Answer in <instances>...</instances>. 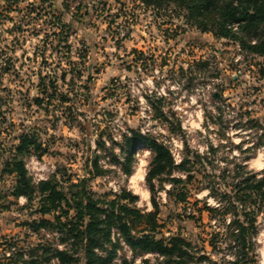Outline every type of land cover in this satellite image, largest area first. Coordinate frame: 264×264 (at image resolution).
Segmentation results:
<instances>
[{"label": "rangeland", "instance_id": "374dc122", "mask_svg": "<svg viewBox=\"0 0 264 264\" xmlns=\"http://www.w3.org/2000/svg\"><path fill=\"white\" fill-rule=\"evenodd\" d=\"M131 127L164 141L177 161L195 152L205 165L195 160L191 177L175 170L182 182H156L150 192L149 148H135L130 174L114 160H123L119 144ZM22 133L35 139L22 158L34 182L56 173L68 191L70 182L86 177L95 197L110 198L123 188L138 195L134 205L142 212L154 211V195L158 236L181 233L197 248L204 245L215 264H231L227 225L236 216L224 194L231 193L238 165L264 173V56L200 30L173 6L0 0V168ZM95 158L102 173L93 169ZM15 181L2 173L0 264L13 251L9 242L28 257L38 242L57 237L28 230L24 223L40 215L32 214L25 197L11 195ZM183 193L186 199L178 201ZM252 199H235V205L240 218L254 217L248 264H264V210ZM206 205L218 208L208 211ZM123 259L164 264L154 253L134 255L121 241L111 264Z\"/></svg>", "mask_w": 264, "mask_h": 264}, {"label": "trees", "instance_id": "16d2710c", "mask_svg": "<svg viewBox=\"0 0 264 264\" xmlns=\"http://www.w3.org/2000/svg\"><path fill=\"white\" fill-rule=\"evenodd\" d=\"M143 4L161 8L173 6L202 31H210L218 37L231 39L248 53L264 56V0H139ZM70 27V23H62ZM38 100V99H36ZM164 119L171 125L170 117ZM181 131L180 125H178ZM15 148V153L4 162L0 168V179L3 172L12 173L15 184L11 195L26 198L28 205L34 206L32 214H39L38 218L26 221L30 232L39 233L41 230L56 234V242L46 238L38 242L28 251L15 250L14 243L9 242L8 262L1 264H111L124 242L134 255L154 253L164 264H199L207 259L203 251L204 245H196L181 235L173 233L168 236H158L156 215L159 204L152 196L154 211L142 212L134 203L138 195L123 188L113 194V197H95L87 190L86 177L77 182L69 183V190L57 179L56 173L46 179L34 182L29 175L25 161L22 159L29 154V148L35 145V139L27 133H22ZM99 144H105L99 141ZM40 144L36 145L38 148ZM120 150L124 153L123 160L114 157L125 174L132 171L134 150L138 146H145L152 152L148 165L145 182L150 192L155 191L156 182L168 181L174 187L183 179L173 175L180 170L190 175V167L195 162L205 165L200 155L195 152L184 155L179 161L174 157L170 147L147 132L128 128L122 135ZM210 146L208 153L212 152ZM115 156V155H114ZM196 160V161H195ZM93 169L99 174L104 171L98 158L93 161ZM229 198V205L234 209V217L227 225V238L234 249V259L231 264H248L251 261L252 235L256 232L254 217L240 218L235 205V199L246 201L252 199V204L258 210H264V173L258 175L246 171L245 164L238 165ZM68 182L70 178L68 177ZM72 187H76L72 190ZM183 193L178 201H184ZM37 202L34 204V202ZM224 207V206H223ZM208 211L217 210L216 207H205ZM72 210V212H71ZM52 215V218L46 217ZM242 215H248L244 213ZM143 224V227L138 229ZM231 228V230H230ZM215 233L213 237H216ZM209 244L214 245V238ZM199 249V250H198ZM15 250V251H14ZM202 252V253H201ZM121 264H153L149 259L141 262L123 259ZM158 264V263H154Z\"/></svg>", "mask_w": 264, "mask_h": 264}]
</instances>
